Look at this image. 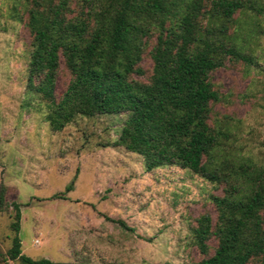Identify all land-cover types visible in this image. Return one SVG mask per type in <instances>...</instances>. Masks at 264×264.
<instances>
[{"label":"trees","instance_id":"16d2710c","mask_svg":"<svg viewBox=\"0 0 264 264\" xmlns=\"http://www.w3.org/2000/svg\"><path fill=\"white\" fill-rule=\"evenodd\" d=\"M0 4V16L29 36L25 87L46 101L52 133L79 116L124 115L115 145L138 155L145 172L174 166L222 187L220 196H208L214 222L203 213L189 227L202 258L188 264H264V166L225 150L229 128L211 118L218 93L209 77L225 61L257 64L248 45L264 17V0ZM145 55L151 62L147 74L140 65ZM60 66L68 81L56 100ZM4 191L0 185V211L10 208L12 237L0 261L62 264L21 254L20 205L4 202Z\"/></svg>","mask_w":264,"mask_h":264},{"label":"rangeland","instance_id":"374dc122","mask_svg":"<svg viewBox=\"0 0 264 264\" xmlns=\"http://www.w3.org/2000/svg\"><path fill=\"white\" fill-rule=\"evenodd\" d=\"M254 32L255 66L225 61L210 72L218 93L211 118L229 128L226 151L264 166V17ZM29 49L23 26L0 16V185L4 202L20 205L21 254L62 264L200 260L189 227L203 213L214 222L208 196L222 187L174 166L145 172L138 155L115 145L122 114L79 116L52 133L46 101L25 87ZM140 65L147 74V55ZM67 81L60 66L56 100ZM10 221V208L0 211L1 254L10 247ZM207 245L211 254L215 241Z\"/></svg>","mask_w":264,"mask_h":264}]
</instances>
